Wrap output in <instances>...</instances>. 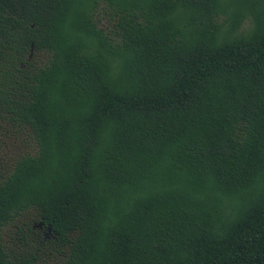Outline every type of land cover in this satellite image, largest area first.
Returning a JSON list of instances; mask_svg holds the SVG:
<instances>
[{
    "label": "trees",
    "instance_id": "obj_1",
    "mask_svg": "<svg viewBox=\"0 0 264 264\" xmlns=\"http://www.w3.org/2000/svg\"><path fill=\"white\" fill-rule=\"evenodd\" d=\"M0 264H264V0H0Z\"/></svg>",
    "mask_w": 264,
    "mask_h": 264
},
{
    "label": "rangeland",
    "instance_id": "obj_2",
    "mask_svg": "<svg viewBox=\"0 0 264 264\" xmlns=\"http://www.w3.org/2000/svg\"><path fill=\"white\" fill-rule=\"evenodd\" d=\"M3 141L8 142L10 139L4 134H0V144H3Z\"/></svg>",
    "mask_w": 264,
    "mask_h": 264
}]
</instances>
